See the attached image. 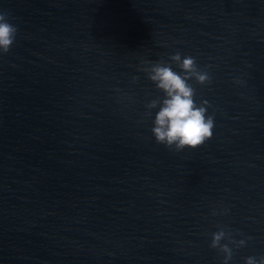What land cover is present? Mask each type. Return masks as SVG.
<instances>
[{
  "label": "clouds",
  "instance_id": "obj_1",
  "mask_svg": "<svg viewBox=\"0 0 264 264\" xmlns=\"http://www.w3.org/2000/svg\"><path fill=\"white\" fill-rule=\"evenodd\" d=\"M18 28L9 22L7 13H0V55L7 54L16 42ZM146 67L141 68L155 88L162 93L161 97L146 103L145 115L153 117L151 132L158 144L169 149L182 151L195 150L213 135L214 118L207 114L208 101L197 104L195 88L189 82L195 80L200 85L211 82L207 71L198 68L196 59L180 52L171 54L168 60L143 61ZM175 64L181 71L173 70ZM138 77H133L136 81ZM216 211L212 215H217ZM209 247L218 250L223 256V264H229L233 259V248L245 247L247 240H234L231 233L220 226V230L211 233ZM227 239L228 243H222ZM251 239V237H248ZM245 264H264V256L259 258L248 256Z\"/></svg>",
  "mask_w": 264,
  "mask_h": 264
}]
</instances>
